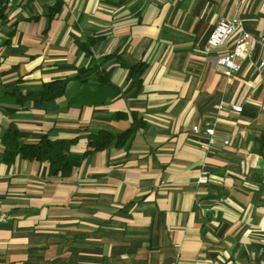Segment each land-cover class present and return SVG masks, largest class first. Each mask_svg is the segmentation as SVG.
Masks as SVG:
<instances>
[{"label":"crops","instance_id":"1","mask_svg":"<svg viewBox=\"0 0 264 264\" xmlns=\"http://www.w3.org/2000/svg\"><path fill=\"white\" fill-rule=\"evenodd\" d=\"M64 1L51 19L55 0H12L0 20V264H264V50L229 81L218 59L234 41L206 49L222 18L240 17L264 37V0ZM89 36H103L92 58L78 46ZM112 52L148 63L137 95L95 104L74 98L71 80L65 95L35 108L12 92L71 79ZM106 64L125 90L127 70ZM221 100L243 109L218 112ZM132 111L146 125L69 177L49 175L47 162L3 160L10 124L24 142L77 138L80 154L90 134L126 130ZM216 118L208 150L193 126Z\"/></svg>","mask_w":264,"mask_h":264},{"label":"trees","instance_id":"2","mask_svg":"<svg viewBox=\"0 0 264 264\" xmlns=\"http://www.w3.org/2000/svg\"><path fill=\"white\" fill-rule=\"evenodd\" d=\"M12 0H0V20L7 21L10 2ZM65 4L64 0H55L54 4L49 6L48 16L52 19L57 15ZM14 31L11 32V35ZM103 36H89L78 43L79 48L87 57L93 55L92 47ZM9 41V40H8ZM114 60L119 66L127 70L126 82L128 86L125 90L112 81V71L114 66L108 67L106 64ZM148 68V63L139 60L135 63H128L121 58L118 52L108 53L101 56L95 62L88 66H82L77 70L73 78L54 79L43 84L41 90L22 92L16 86L12 92L16 95L20 105L26 102H32L33 107H43L46 103L55 100L66 94L71 80L78 81L80 87L74 98H87L95 104H105L110 99L116 97H125L127 94L137 95L143 84V74ZM127 117V114L117 112L118 116ZM133 121L124 131L114 134L108 130L101 129L92 133L88 137L87 149L83 153H75L72 146L76 143L74 139H52L44 135L38 142H24L20 139V130L14 124L8 126L7 131L2 137L5 147L3 160L6 163H13L17 156L32 161L48 163V174L51 176H61L63 178L71 176L72 172L79 168L85 158L94 152L106 149L111 145L118 147L124 146L130 137L146 125V122L139 116L138 112L132 111ZM262 154L264 155V132L260 142Z\"/></svg>","mask_w":264,"mask_h":264},{"label":"built area","instance_id":"3","mask_svg":"<svg viewBox=\"0 0 264 264\" xmlns=\"http://www.w3.org/2000/svg\"><path fill=\"white\" fill-rule=\"evenodd\" d=\"M231 40L234 41L233 48L218 59V63L223 73L229 81H232L234 75L242 70V63L251 57L252 52L260 44L264 50V37L260 38L245 28L242 18H222L212 30L206 49L212 50L227 45ZM264 67V60L260 63L259 69ZM225 106H230L235 112H241L242 106L238 104H226L221 100L217 105L218 112ZM196 132H203L207 136L206 149H210L216 144L218 136V119H210L203 122L202 125L193 126ZM224 144H229V139L223 140ZM206 177H200L199 183H206ZM4 219V218H2Z\"/></svg>","mask_w":264,"mask_h":264}]
</instances>
